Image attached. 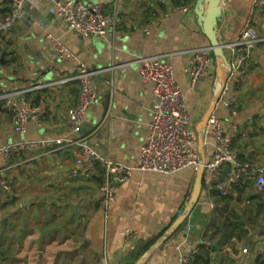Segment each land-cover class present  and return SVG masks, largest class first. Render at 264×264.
<instances>
[{
	"label": "crops",
	"instance_id": "1",
	"mask_svg": "<svg viewBox=\"0 0 264 264\" xmlns=\"http://www.w3.org/2000/svg\"><path fill=\"white\" fill-rule=\"evenodd\" d=\"M82 1L101 3L106 13L118 15L121 25L117 31L107 36H79L58 18L55 5L43 0L26 1L24 7L30 10L29 16L17 20L12 33L0 44V91L26 89L41 79L52 82L74 74L76 62L59 60L49 35L58 38L91 70H97L92 77L97 99L84 118L83 135L77 136L100 154L136 166L156 102L152 85L143 81L133 64L136 58L162 56L173 66L194 124L206 112L217 88L216 65L198 90L190 88L185 74L191 50L210 46L195 13L197 0H178L187 6V12L178 9L180 4L176 5V0ZM254 1H222L224 20L217 29L221 43L238 37ZM8 13L9 1L0 0V19ZM254 25L264 36V10L255 13ZM255 57L253 71L236 90V113L217 106L216 115L224 124L237 126L233 148L239 154L240 164L264 167V42L258 45ZM78 90L79 83L73 82L30 93L28 97L40 107V112L38 123L29 122L25 135L13 129L8 112L0 106V144L73 135L69 114ZM79 154L78 148L59 150L32 162L25 161L27 155L13 156L12 168L6 173L11 192L7 194L9 198L0 195V204L7 199V212L11 215L32 214L42 206L40 211L47 214L50 222L42 229L50 230L61 227L53 218L55 212L66 210L69 223L68 227L63 224L64 227L82 232L79 243L84 251L82 264H127V258L141 242H156L166 232L183 213L193 192L197 173L191 169L173 175L134 171L131 180L118 187L115 201L105 208L101 204V185H97L92 175L74 177ZM212 156L213 137L209 128L206 162ZM46 204H55L60 209L48 210ZM259 209H264V193L255 187L253 180L246 179L225 199L202 186L185 229L175 232L145 264H179L182 253L199 246L209 252L207 264H256L264 256V239L250 240L249 235L260 225L264 230V211ZM23 223L25 230L20 240L31 235L27 222ZM216 225L225 232L220 231L209 241ZM20 228L9 234L16 237ZM242 229L247 233L239 234L248 235L238 240L237 230ZM127 230L131 235H126ZM225 234L232 239L223 240ZM34 238L33 243L42 239L36 234ZM211 245H218V250L211 249ZM244 249L248 252L244 253ZM25 257L22 253L10 254L7 260H30ZM54 259L57 264H74L80 258L58 254Z\"/></svg>",
	"mask_w": 264,
	"mask_h": 264
},
{
	"label": "built area",
	"instance_id": "2",
	"mask_svg": "<svg viewBox=\"0 0 264 264\" xmlns=\"http://www.w3.org/2000/svg\"><path fill=\"white\" fill-rule=\"evenodd\" d=\"M9 13L0 19V44L12 33L15 22L27 18L30 10H25L28 0H8ZM55 5L59 19L75 34L83 37L107 36L114 34L121 25V18L116 14L106 13L103 4L82 0H43ZM119 0H113L118 3ZM187 12V6H179ZM264 10V0H255L250 16L238 37L223 44V50L229 62L226 84L219 98L218 105L231 113H236L238 97L236 90L248 79L255 67L256 50L264 42L254 25L255 13ZM55 46L59 60L72 59L76 62L75 73L52 82L41 79L26 89L1 90L0 106L8 112L13 129L25 135L29 122L38 123L40 107L28 97L30 93L65 84L78 82L79 90L75 105L69 114V123L73 135L61 137H43L35 140H17L0 144V193L9 194L11 183L6 173L12 168L11 158L15 155H27L26 162H32L41 156L78 148V170L74 177L88 176L103 171L100 187L101 204L108 208L116 199V191L122 184L131 180L134 171L156 172L173 175L187 169L197 173L200 159L197 150V135L194 122L188 112L186 98L175 77L174 68L166 63L162 56L138 57L133 61L143 81L152 85L156 102L148 124V135L142 146L136 166H130L104 156L92 148L78 133L89 108L95 103L97 95L92 85V77L97 70H91L85 62L69 51L58 38L49 35ZM213 49L199 47L191 50L189 65L185 69L188 84L192 90H198L209 76V71L216 65ZM217 81L215 85L217 87ZM212 128L213 156L204 165L202 186L217 193L221 198L231 196L235 188L243 185L246 179L253 180L255 187L264 193V167L242 165L239 154L233 148L237 126L224 124L216 115V110L209 118L207 131ZM126 235H131L127 230ZM199 247L188 253H182L179 264H195ZM244 253L248 249L243 250Z\"/></svg>",
	"mask_w": 264,
	"mask_h": 264
},
{
	"label": "rangeland",
	"instance_id": "3",
	"mask_svg": "<svg viewBox=\"0 0 264 264\" xmlns=\"http://www.w3.org/2000/svg\"><path fill=\"white\" fill-rule=\"evenodd\" d=\"M211 57H214V55L212 54ZM0 195L9 198V194L1 192ZM6 202L7 199H5V203L0 204V264H53L56 260L54 257L58 254L77 255L80 259L76 260L74 264H82L84 251L79 244L82 232L80 229H73L71 231L66 229L69 223V213L66 210L63 212L57 210L60 208L55 204H50L49 206L46 204L48 210H50V207L55 211L57 210L53 218L60 223L58 226L61 227L54 226L52 228L56 230L53 231L54 229H42L43 225L50 223L47 222V214L40 211L43 208L42 206H38L37 212L32 214L17 213L11 215V213L7 212L8 207ZM8 204L10 205L9 202ZM259 210L264 211V209ZM24 220L27 222L31 235L29 239L24 237V240H20L25 230L23 227ZM63 224L67 227H64ZM16 227H21V230L16 234V237H13L12 234H9V231H15ZM262 228L261 225L259 229L253 228L251 231L252 235H249L250 240H263L264 230ZM35 234L36 236L40 235L42 238L39 243H33L35 242ZM247 235L244 234L243 236L246 238ZM18 253L25 254L27 256L25 259L30 257V260L27 259L22 262L20 260H7V256L10 254L16 256ZM80 254H82V257Z\"/></svg>",
	"mask_w": 264,
	"mask_h": 264
},
{
	"label": "water",
	"instance_id": "4",
	"mask_svg": "<svg viewBox=\"0 0 264 264\" xmlns=\"http://www.w3.org/2000/svg\"><path fill=\"white\" fill-rule=\"evenodd\" d=\"M222 1L223 0H197L195 6V13L198 16L199 23L201 24L203 31L210 42L211 48L213 49V55L217 66L218 84L206 112L194 125V131L197 135L198 143L197 150L201 164L196 174L193 192L183 213L173 222L166 232L133 264H145L157 250L163 247V245L173 236L175 232L185 229L191 211L197 204L201 195L204 165L206 163L205 144L207 136V124L209 118L217 108L219 98L226 84L227 72L229 68V62L223 50V43L220 42L217 35V29L219 28L220 23H222L224 20ZM78 135H83V131L81 130Z\"/></svg>",
	"mask_w": 264,
	"mask_h": 264
},
{
	"label": "trees",
	"instance_id": "5",
	"mask_svg": "<svg viewBox=\"0 0 264 264\" xmlns=\"http://www.w3.org/2000/svg\"><path fill=\"white\" fill-rule=\"evenodd\" d=\"M176 5H179L180 2L178 0H176ZM184 5L183 3L180 4L179 6ZM92 178L94 179V181L97 183V185H101L102 181H103V171L99 168V170L97 171V173L92 174ZM225 199V198H223ZM227 220H229V217L226 218ZM235 226V225H234ZM221 232H225L223 227H220L219 225H216V228L213 229L212 233L209 235L208 239L209 241H212L214 235H218ZM233 230H228V232H232ZM237 234H236V238L238 240H241L243 238L242 234H239V232H246V230H237ZM227 239H232V237L228 234H225L223 236V240H227ZM155 241H149V242H141L137 248L133 251V253L131 254V256L129 258H127V264H133L135 263L148 249L149 247L154 243ZM211 249L213 250H218V245L217 246H212L211 245ZM202 262V264H207L209 262V252L206 250V248H204L203 246H199V252L197 253L196 257H195V264H199V262ZM57 259L54 261L53 264H57ZM256 264H264V256H260V258L258 259Z\"/></svg>",
	"mask_w": 264,
	"mask_h": 264
}]
</instances>
